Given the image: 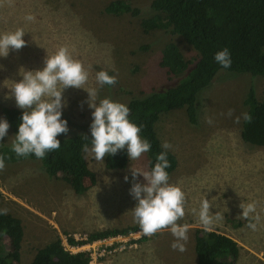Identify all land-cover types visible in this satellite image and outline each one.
<instances>
[{
  "label": "rangeland",
  "instance_id": "374dc122",
  "mask_svg": "<svg viewBox=\"0 0 264 264\" xmlns=\"http://www.w3.org/2000/svg\"><path fill=\"white\" fill-rule=\"evenodd\" d=\"M112 1L0 0V33L22 28L27 42L20 50L0 58V117L5 118V107L17 108L15 100L5 96L13 81L21 79L19 69H42L47 53L51 55L61 46L67 47L88 71L84 87L96 90L97 103L108 97L127 104L178 83L180 77L168 74L161 66L163 49L169 43L176 44L191 64L198 53L169 31L142 29V20L154 14L150 6L153 0H125L140 10L138 16L107 14L105 8ZM27 14L35 19L26 21ZM99 70L116 75V84H97L95 75ZM250 87L255 88L259 99L263 98V78L221 71L197 97L196 125L189 122L184 109L161 117L157 133L161 143L171 144L167 150L178 158L169 183L185 194V215L178 223L190 226L189 238L180 252L171 248L174 237L168 228L152 236L142 233L138 248L131 250L130 264H197L196 230L205 229L197 213L204 198L211 204L210 212L219 213V219H214L208 230H218L238 242V264H264V147L241 139L242 113L247 109L244 102ZM63 96L68 106L62 118L67 119L69 131L58 138L89 130L91 110L85 102L88 93L69 87ZM236 117H241L239 123ZM14 135L10 126L0 149L11 146ZM86 156L96 183L88 180L89 190L84 195L75 194L62 179L50 178L39 161L27 160L0 169V208L20 218L25 228L19 264H29L38 249L58 236L63 241L69 237L83 239L97 231L138 225L131 211L136 201L129 195L130 169L150 170L147 152L137 160L129 159L124 170H108L106 156L102 160L91 153ZM125 175L129 182H125ZM139 179L143 182L142 177ZM242 202L256 204L255 213L248 218L240 216ZM238 221L243 224L237 225ZM248 221L257 224L255 231L248 227ZM120 252L94 264H112Z\"/></svg>",
  "mask_w": 264,
  "mask_h": 264
},
{
  "label": "trees",
  "instance_id": "16d2710c",
  "mask_svg": "<svg viewBox=\"0 0 264 264\" xmlns=\"http://www.w3.org/2000/svg\"><path fill=\"white\" fill-rule=\"evenodd\" d=\"M153 16L143 19L141 27L145 32L169 31L180 36L197 53L194 63L186 61L179 47L169 43L162 51L161 66L168 74L179 76L178 83L166 90L158 91L143 98L131 99L130 119L142 125L141 135L151 142L147 152L149 168L156 163V155L164 151L157 133V124L164 114L184 109L189 122L197 124V97L208 87L221 71L249 74L264 79V0H153ZM105 12L111 15L138 16L140 10L125 0H115L107 5ZM228 48L232 64L221 68L214 55ZM111 75V72H108ZM246 112L252 116L251 122L243 120L241 139L243 142L264 147V96L257 97L255 88L250 87L245 102ZM21 109H3L13 132L18 131ZM90 131L67 137H57L61 146L46 154L43 159L34 155L17 157L11 146L0 149V158L5 165L18 164L27 160L39 161L52 179L67 182L77 195H84L94 185L96 174L90 168L82 145L90 143ZM167 169L171 175L178 167L177 156L169 150ZM129 162L125 150L114 156L106 155L108 170H124ZM250 223V221H248ZM238 221L237 225H242ZM139 225L122 229H107L90 234L87 241L76 242L69 237L71 245H84L118 235L129 236L139 232ZM25 228L20 218L7 213L0 215V264H19ZM146 239V238H144ZM143 239V240H144ZM10 249L6 247V241ZM197 264H238L241 247L238 242L218 230L198 229L195 236ZM88 253L72 254L65 250L63 240L58 236L54 241L37 250L29 264H89Z\"/></svg>",
  "mask_w": 264,
  "mask_h": 264
},
{
  "label": "clouds",
  "instance_id": "9594fccd",
  "mask_svg": "<svg viewBox=\"0 0 264 264\" xmlns=\"http://www.w3.org/2000/svg\"><path fill=\"white\" fill-rule=\"evenodd\" d=\"M34 19L32 14L25 16L26 21ZM24 36L22 28L0 33V58L7 57L10 51L24 47L27 43ZM214 60L221 68H230L232 59L229 49L218 51ZM18 74L21 79L13 81V86L8 88L10 91L5 96V99H14L16 107L22 110L18 131L11 144V150L17 157L34 155L43 159L47 153L60 148L58 135L69 131L67 119L62 118L63 110L68 106L63 93L69 87L83 89L88 93L85 102L91 110V138L84 136L90 143L82 145V152L91 153L96 160H102L106 155L114 156L118 151L126 149L127 156L132 161L150 151L151 142L140 134L142 125L130 119V108L126 104L108 97L97 103L96 90L84 87L89 73L79 60L73 58L67 47L61 46L51 55L47 53L42 69L29 70L22 66ZM95 79L101 87L112 86L117 82L116 75H110L104 70L97 71ZM228 115H232V110H229ZM242 118L245 122L252 120L248 112L242 113ZM240 119L241 117H236L235 122L239 123ZM9 128V121L0 117V141L8 136ZM161 148L164 151L156 155V163L150 170L130 169L129 195L136 201L131 211L143 234L152 236L168 228L174 237L171 248L183 252L190 227L186 223H178L185 215V194L179 186L169 183L167 169L170 161L166 150L171 148V144L164 141ZM4 167V159L0 158V169ZM124 180L129 182V176L125 175ZM239 207L242 209L240 216L245 218L256 211L255 202H242ZM210 208L209 200L204 198L197 215L205 229L214 223V219H219V213L213 215ZM7 211L0 208V215H6ZM254 219L258 220L259 217ZM248 227L255 231L257 224L250 222Z\"/></svg>",
  "mask_w": 264,
  "mask_h": 264
},
{
  "label": "built area",
  "instance_id": "2783aa9c",
  "mask_svg": "<svg viewBox=\"0 0 264 264\" xmlns=\"http://www.w3.org/2000/svg\"><path fill=\"white\" fill-rule=\"evenodd\" d=\"M142 232H136L130 234L129 236L118 235L115 237H109L106 239H101L94 241L92 243H87L84 245L75 244L71 245L69 243V238L63 241V246L66 251L77 254V253H88L90 256V263L94 264L98 259L105 257L116 252L123 251L126 245L135 244L138 239L141 238ZM76 242L87 241V238L74 237Z\"/></svg>",
  "mask_w": 264,
  "mask_h": 264
},
{
  "label": "crops",
  "instance_id": "0c3cea01",
  "mask_svg": "<svg viewBox=\"0 0 264 264\" xmlns=\"http://www.w3.org/2000/svg\"><path fill=\"white\" fill-rule=\"evenodd\" d=\"M145 237H143V239H144ZM138 242H139V239H138ZM138 242H136L135 244H131V245H129L128 246V248L130 249V250H128V251H126V252H124V253H119V254H117L113 259V261H112V264H130V261H131V256H130V253H131V250H133V248L134 249H136V248H138V246H137V243ZM126 246H125V249H128ZM124 249V250H125ZM123 250V251H124Z\"/></svg>",
  "mask_w": 264,
  "mask_h": 264
}]
</instances>
